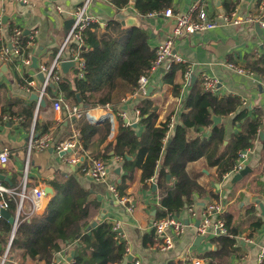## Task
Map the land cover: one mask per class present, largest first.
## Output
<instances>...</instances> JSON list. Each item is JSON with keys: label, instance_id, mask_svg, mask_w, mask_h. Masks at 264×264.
Returning <instances> with one entry per match:
<instances>
[{"label": "crops", "instance_id": "1", "mask_svg": "<svg viewBox=\"0 0 264 264\" xmlns=\"http://www.w3.org/2000/svg\"><path fill=\"white\" fill-rule=\"evenodd\" d=\"M156 1L162 3L164 7L159 11L142 15L134 8L135 0H128L125 7L120 9L112 4V0H91L88 13L94 22L88 29L95 31L98 36L110 34L115 37L116 33L109 27L111 23H119L121 31L140 28L147 34L148 43L155 50L167 38L174 26L171 19L162 15L166 9L184 14L190 10L191 6L197 4L212 18L217 14L230 12H235L239 17H245L255 16L258 13L259 3L263 0ZM82 2L84 0H0L3 20L6 22L0 29V40L8 42L10 27L20 28L22 36L26 37L23 39L26 44L30 41L23 51L24 55L29 56L31 60L30 65H23L22 57L10 61L0 60V150L6 149L9 154L8 163L0 168L2 182L8 187H19L27 158V139L36 123L39 127L47 126V131L39 128L37 131L34 130L35 134L51 132L53 145L78 134L73 119L68 118L66 112L53 110L54 101L61 98L63 103L79 108L81 117L74 119L76 121L83 119L94 126L105 120L109 121L110 129L106 140H99L98 136L94 137L88 150H83L79 142V154L105 161L108 174L105 180L96 182L68 165L63 160V156L57 154L52 148L32 152L29 155L28 188L42 186L44 190L46 187L53 190L52 195L44 197L39 210L34 215L41 216L55 194L50 182L56 180L63 183L72 177L82 190L100 202L101 213L104 212V216L100 213V217L112 225H118L116 241L122 240L125 243V255L120 264H182L194 259H200L206 264L202 255L208 251L220 250L221 245L213 243L212 240L221 236H215L211 232L202 239L196 229L203 219L205 207L211 203H217L222 206V211L216 217L225 222L224 217L228 216L230 222L228 228L226 226L227 232L230 230L234 234L230 235L231 238L233 237L234 244L233 254L228 264H259L257 256L264 248V30L259 27V31L255 28V24L238 26L220 24L213 30L181 36L174 41L173 50L184 62L175 64L168 59L161 69L148 75L145 94L134 95L136 90L127 93L116 102V105H109V108L106 105H96L82 111L78 104L68 100L59 91L58 86L63 78L71 81L77 79L78 68L74 64L69 67L67 73L60 71L61 81L48 86L50 91L43 97V100H46L45 105L37 107L32 96H38L44 79L39 67H49L55 60L60 68L63 63L72 62L70 47L74 46L75 42L71 39L63 49L61 46L72 24V14ZM150 13L156 15L148 16ZM128 17L134 18L137 26L127 27L124 20ZM227 63H233L251 71L252 75H240L229 70L225 65ZM171 65L176 66V70L173 73L172 82H167L165 76ZM256 67H260L261 72L255 71ZM187 68L191 69L189 83H186L184 79ZM202 74L217 79L218 85L213 96L219 100L227 97L237 98L240 105L235 112L227 116H217L216 118L220 119L218 124L212 122L208 128H190L187 138L207 139L213 127H222L223 143L219 151H224L228 141L243 131L248 120H257V136L244 160V167H248L249 171L239 181L232 183L234 174L226 176L228 174L226 173L220 178L217 166L210 163L216 159L217 155L210 157L208 161L206 158H201L187 163L185 167L187 175L205 193L201 195L197 192L192 193L189 204H185L180 212L174 213L186 225L184 234L174 237L172 230H167V234L173 241V249L160 253L152 246L151 226L154 221L169 214L162 208L161 200L168 190L174 188V177L167 175L169 180L166 178L165 183L158 186L156 179L161 162L154 176L149 180L141 179V170L138 169L124 196H119L126 200L122 204L113 197L109 188H116L124 175V158L113 155V152H110V156L105 159H100L97 155L107 144H115L121 126L131 127L137 136L143 133L144 127L137 113L145 99H149L156 109V126L167 123L168 132L164 141L166 147L176 127L182 125V116L189 112V109L185 107V100L192 88L195 86L204 92L200 82ZM30 81L33 84L28 89L26 83ZM33 102L35 103L34 111L30 118L23 114V110L33 106ZM242 110L245 111V115L240 120H234ZM86 114L90 119L86 118ZM260 134H263V137H260ZM125 157L132 161L135 156L125 155ZM127 208H131V211ZM88 231V226L82 229V233ZM73 247L72 244L69 246L59 244L60 249L56 258V260L59 259L58 264H71L72 261L68 263L66 259L71 251L75 253ZM6 250L7 246L3 253ZM86 254L88 255V251ZM2 256L3 254L0 255V264ZM6 260L8 264H44V261H31L27 257H22L20 252H16L10 259L7 256ZM99 261L100 259H94L92 262Z\"/></svg>", "mask_w": 264, "mask_h": 264}, {"label": "trees", "instance_id": "2", "mask_svg": "<svg viewBox=\"0 0 264 264\" xmlns=\"http://www.w3.org/2000/svg\"><path fill=\"white\" fill-rule=\"evenodd\" d=\"M128 0H112V4L120 9L125 7ZM164 5L156 0H135L134 8L139 14L151 11H159ZM110 30L116 33L98 36L94 31L87 30L84 33L85 45L81 48L80 56L85 62V75L82 79L69 80L63 78L58 88L65 97L78 104L80 110H88L96 105H116L127 93H132L137 88L140 76L145 75L155 58V50L148 43L149 37L140 28H129L120 30V24L111 23ZM22 36L21 45L24 48L26 42ZM176 66L171 65L165 76V81L172 82ZM255 71L261 72L260 67ZM46 88L45 92H49ZM46 103V100H45ZM33 106L23 110V114L32 118ZM48 104V102H47ZM240 102L237 98L227 97L217 99L210 93L202 92L198 87H193L185 100V107L189 109L188 114L182 116V125L177 126L173 137L166 145L164 141L168 132L165 122L156 126V109L149 99L142 101L139 107L140 123L144 131L140 136L129 126H121L116 137L115 144H107L104 150L97 156L100 159L109 157V153L124 158V175L116 188L119 196H124L129 184L135 178V172L140 169V178L149 180L154 176L159 162L156 184L162 186L167 175L175 179V186L168 190L161 200V206L166 213H178L185 204H189L192 193H205L204 190L189 178L185 167L187 163L195 162L201 158L217 155L210 162L217 166L218 177L233 170L239 153L248 151L257 136L258 121L248 120L241 133L234 135L225 147L219 151L223 143V128L213 127L207 139L200 137L191 140L187 138L190 128L205 127L212 124V117L227 116L236 111ZM245 115L242 110L234 118L240 120ZM78 140L83 150L90 148L94 137L106 140L110 124L108 120L94 126L83 119L72 120ZM41 128L47 131V126L39 127L35 124L34 130ZM164 151V154L162 155ZM125 155H134L129 161ZM50 184L55 190L45 212L41 215H33L28 219H19L14 237L8 251V259L20 252L22 257L31 261H44L46 264L55 262L59 251V244L69 246L72 244L75 250L71 264H120L125 255V243L116 241L117 233L113 225L100 217L101 204L89 193L82 190L74 178L70 177L65 182L52 180ZM92 197V198H91ZM14 203L11 202L8 212L14 216ZM228 228L230 218L224 217ZM96 221L95 227H91ZM89 227V231L82 233V229ZM91 227V228H90ZM12 232V226L0 218V246L3 254L8 245ZM232 231L228 230L226 236L212 240L213 243L221 245L220 250L208 251L202 255L206 264H228L233 254L234 244ZM153 243V241H151ZM150 243V244H151ZM88 251V255L86 254ZM100 259L99 262H92ZM104 259V261H101ZM4 264H8L7 260ZM264 264V261L263 263Z\"/></svg>", "mask_w": 264, "mask_h": 264}, {"label": "built area", "instance_id": "3", "mask_svg": "<svg viewBox=\"0 0 264 264\" xmlns=\"http://www.w3.org/2000/svg\"><path fill=\"white\" fill-rule=\"evenodd\" d=\"M91 0H84L72 14V24L68 31L66 40L61 46V49L65 47L69 40H73L75 45L70 47L72 55L71 61L77 65L78 73L77 79H82L85 75V62L80 56L81 48L85 45L84 33L94 22L92 17L88 13V6ZM61 12L60 10H58ZM155 13H150L148 16H155ZM165 18L171 19L174 22V26L170 31L167 38L161 42L155 49V58L151 63L149 70L145 75L139 77L137 81V88L134 95H143L146 93V86L148 83V75L161 69L166 61L172 60L175 64H182L184 61L174 53L173 45L174 41L181 36L194 35L217 28L220 24L224 25H243V24H258L260 28L264 30V0L259 3L258 13L255 16L247 15L245 17H239L235 12L217 14L214 18L209 17L207 12L200 8L197 4L191 6L187 13L180 14L174 13L170 9H166L162 12ZM3 20L2 8H0V29L5 25ZM22 30L18 27H10V38L8 42H2L0 40V60L10 61L14 58L22 57L23 65H30L31 60L29 56L24 55L23 47L21 45ZM30 41H27L28 45ZM222 65V64H221ZM229 70H233L236 73L243 75H252L251 71L245 70L241 67L234 65L233 63L225 64ZM60 66L55 60L49 67L41 66L39 71L44 75L43 83L38 93V101L36 106L39 107V101L45 96L46 88L52 84H58L61 81ZM191 78V69L187 68L185 71V81L189 83ZM201 87L204 92L213 94L218 85L216 78L202 74L200 78ZM33 84L32 81L26 83V87ZM264 84V82H263ZM27 89V92H28ZM110 104H106L109 108ZM53 110L66 112L68 118L79 119L80 111L77 106H71L63 103L61 98L57 99L53 103ZM139 115V113H137ZM123 117V114H121ZM86 118L90 119L86 114ZM52 148L57 154H63V160L71 167L77 169L79 173L93 181L100 182L106 179L108 174V166L105 161L99 159L90 158L87 156H81L80 144L77 135H72L65 140L59 141L53 145V134L51 132L42 133L40 135L35 134L32 129L29 133L26 152L27 158L22 171L21 183L18 188H12L6 186L0 178V209L7 210L10 203L13 202L14 209V229L16 230L19 219H28L33 216L40 208L41 201L45 197V192L42 186L28 188V168H29V155L32 152H40ZM246 152L239 153L237 162L233 167V170L226 174H235L244 168V160L246 158ZM120 160V159H119ZM9 161V154L6 149L0 150V168L5 166ZM111 194L120 203L124 204L125 199L119 197L118 191L115 187L109 188ZM131 211V208H127ZM222 206L217 203H211L207 205L203 211V219L197 227V234L201 237L209 235L211 232L215 236H226L228 234L225 222L217 218L216 215L220 214ZM186 225L183 221L174 213H169L164 217L153 222L151 228L153 232L152 246L160 253H165L173 249V241L167 234V230H172L174 237H179L184 234ZM117 224L113 225V230L118 232ZM12 235V232H11ZM118 235V233H117ZM11 236L9 242L11 240ZM8 242V244H9ZM7 250L3 253L1 264L7 259ZM257 261L262 264L264 261V248H262L257 256ZM46 264V263H44ZM51 264H57L55 262ZM138 264V263H134ZM182 264H205L200 259H194L187 263Z\"/></svg>", "mask_w": 264, "mask_h": 264}, {"label": "water", "instance_id": "4", "mask_svg": "<svg viewBox=\"0 0 264 264\" xmlns=\"http://www.w3.org/2000/svg\"><path fill=\"white\" fill-rule=\"evenodd\" d=\"M124 21H125V24L127 27L137 26V22L134 18L128 17ZM255 28H257L260 31L258 24H255ZM72 66H74L73 62H65L62 64L61 70L63 73H67L69 70V67H72ZM32 99L37 102L38 96L33 95ZM44 105H45V101L43 99H41L39 101V106H44ZM212 120H213L214 124H218L220 122V119L216 118V117H213ZM260 137H263V134H260ZM62 155L63 154H61V156ZM126 159H129V158L126 157ZM248 171H249L248 167H244L242 170H240L239 172H237L233 175L231 182L235 183L236 181H239L242 177H244L247 174ZM0 178H1V180L3 179L2 176H0ZM167 179L169 180V176H167ZM44 192H45V196H50V195H52L53 190L50 187H46ZM101 216H104V212L101 213ZM0 218L6 220L12 226L11 238L13 239L14 233H15V229H14L15 218L13 216H11L7 210H3V209H0ZM95 225H96V221L92 222L91 227H95ZM201 238L203 239V237H201ZM12 239L10 240V242L8 244V250L10 248ZM73 255H74V253H73V251H71L68 258L66 259V262L70 263L73 259ZM58 262H59V259L56 260L57 264H58Z\"/></svg>", "mask_w": 264, "mask_h": 264}]
</instances>
